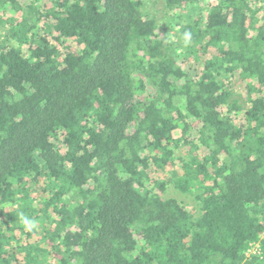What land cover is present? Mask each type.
<instances>
[{
	"label": "trees",
	"instance_id": "obj_1",
	"mask_svg": "<svg viewBox=\"0 0 264 264\" xmlns=\"http://www.w3.org/2000/svg\"><path fill=\"white\" fill-rule=\"evenodd\" d=\"M162 2L0 0V264H264V0Z\"/></svg>",
	"mask_w": 264,
	"mask_h": 264
},
{
	"label": "rangeland",
	"instance_id": "obj_2",
	"mask_svg": "<svg viewBox=\"0 0 264 264\" xmlns=\"http://www.w3.org/2000/svg\"><path fill=\"white\" fill-rule=\"evenodd\" d=\"M22 2H28V0H21ZM43 1V0H40ZM147 1V7L150 10L151 14L158 18L159 22L162 23L164 21V9H163V2L162 0H146ZM4 32L8 34V30L5 29ZM179 63L182 64L183 67L187 68L190 67V70L192 72H198L199 65L197 62L193 61H183L182 58L179 59ZM237 98L243 93L244 87L242 85L241 80L238 77L234 78V81L232 82L230 86ZM181 174V171L178 169H171L168 167L162 168V169H151V175L154 178L165 180L168 185L167 189L164 192L165 196H171L177 198L180 202L185 204L189 209H194L196 207V201L193 198V196L189 193H184L179 191L174 184L172 183L173 178L177 175ZM257 250L256 246H251L248 250V254L254 253V251Z\"/></svg>",
	"mask_w": 264,
	"mask_h": 264
},
{
	"label": "clouds",
	"instance_id": "obj_3",
	"mask_svg": "<svg viewBox=\"0 0 264 264\" xmlns=\"http://www.w3.org/2000/svg\"><path fill=\"white\" fill-rule=\"evenodd\" d=\"M23 223L26 226V228H28L29 230H31L34 227V222L27 218L24 219Z\"/></svg>",
	"mask_w": 264,
	"mask_h": 264
},
{
	"label": "built area",
	"instance_id": "obj_4",
	"mask_svg": "<svg viewBox=\"0 0 264 264\" xmlns=\"http://www.w3.org/2000/svg\"><path fill=\"white\" fill-rule=\"evenodd\" d=\"M253 245L256 246V247L258 248V245H259V244H258V243L251 244V246H253ZM251 246H250L249 248H251ZM248 250H249V249H248ZM255 252H257V250L254 251V253H255ZM247 254H248V251H247Z\"/></svg>",
	"mask_w": 264,
	"mask_h": 264
}]
</instances>
